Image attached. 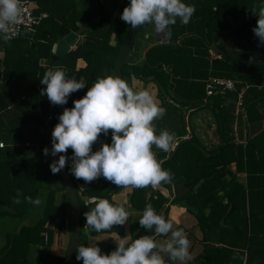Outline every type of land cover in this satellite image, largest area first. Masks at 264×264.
Segmentation results:
<instances>
[{"label": "trees", "instance_id": "trees-1", "mask_svg": "<svg viewBox=\"0 0 264 264\" xmlns=\"http://www.w3.org/2000/svg\"><path fill=\"white\" fill-rule=\"evenodd\" d=\"M35 2V13L47 16L31 31L26 30L7 43L0 39L3 52L0 58V142L3 143L0 147V217L24 220L33 206L25 197L36 200L44 184L52 185V189L45 195L42 215L36 223L21 225L6 233V242L0 248V264H44V258L32 263L28 251L50 246L53 230L48 223L62 226L70 209L59 173L51 172L50 155L43 154L48 130L64 108L73 107V101L85 95L97 77L106 73L112 75L121 43L131 29L109 11L102 0ZM184 2L196 8L190 22L185 25L178 19L170 26V38L148 46L138 60L130 61L128 55L137 46L135 36L121 67L120 78L133 79L134 85H131L149 90L166 109L165 115L154 122L157 133L168 130L175 134L169 152L153 148L157 158L164 161L162 167L173 173V181L162 184L161 188H130L128 202L131 209L138 211H144L145 206L151 204L167 220H170V205L182 206L193 216L194 226L202 234L197 242L193 239L194 228L192 236L191 227L170 220L174 227L188 232L189 251H197L188 264H264V111L261 109L264 106V43L253 32L257 16L252 12L254 9L258 12L264 0ZM71 31L80 36L75 48L62 57L55 55L53 44ZM226 31L239 36L250 51L259 52L261 62L250 63L244 73L225 50L219 58H211L213 45L223 48L217 40ZM42 59L45 64L39 63ZM78 62L81 64L77 65ZM55 67L66 68L68 77H83L86 81V86L73 92L65 105H52L46 94H40L46 87L40 79L46 70ZM211 76L232 79L235 89L225 94H206V81ZM241 88H245L240 110V113L245 112L242 128L248 130L245 141L236 142L231 127L235 115L231 108L237 103ZM190 107L211 112L209 121L219 137L217 144L206 146L198 132H194L191 116L184 112ZM243 114L239 118L244 117ZM5 131H9V135H4ZM102 143H111V131L107 136L100 134L92 150H98ZM72 155L69 148L65 167L81 205L79 245L90 246L87 239L98 233L86 225L84 207L92 204L94 194L97 199L118 203L112 195L123 188L108 184L103 176L91 183L77 179L71 172ZM241 176L245 177L244 181ZM58 186L65 195L56 203ZM17 189L21 193L20 203H13ZM136 228L133 239L149 234V230L140 227L139 219ZM112 230L122 234L120 226H113ZM76 249L69 264H83L76 259ZM165 260L166 264H176L166 255ZM62 261L63 257L56 264Z\"/></svg>", "mask_w": 264, "mask_h": 264}, {"label": "clouds", "instance_id": "clouds-1", "mask_svg": "<svg viewBox=\"0 0 264 264\" xmlns=\"http://www.w3.org/2000/svg\"><path fill=\"white\" fill-rule=\"evenodd\" d=\"M195 11V6L184 0H130L120 18L131 29L153 25L157 34L170 38V26L178 19L181 24H188ZM252 12L257 16L253 32L264 43V4L258 12L255 9ZM23 16L22 0H0V39L5 43L13 39L18 34V26L25 23ZM40 83L46 86L40 94H46L52 105H65L73 92L86 86L83 77H68L64 67L49 68ZM165 113L166 109L149 90L136 89L119 76L106 73L97 77L83 97L73 101V107H66L59 114L52 130L51 152L45 147L43 154L45 157L60 154L50 164L53 174L65 168L70 148L71 172L77 179L91 183L103 176L121 188H158L174 179L153 151L155 147L167 153L175 141V134L168 130L157 133L154 122ZM109 131L111 143H102L93 151L100 134L107 136ZM16 192L13 203H20V190ZM25 200L35 205L43 202L31 197ZM90 203L94 207L84 213L86 225L97 233L111 231L113 226H122L129 219L130 213L122 203H112L106 198H94ZM139 225L145 230L154 229V234L115 240L116 248L108 254L102 253L97 244L79 245L76 259L83 264H166L165 255L179 264H188L193 259L186 232L174 227L151 204L145 206ZM156 236L167 238L158 241Z\"/></svg>", "mask_w": 264, "mask_h": 264}, {"label": "crops", "instance_id": "crops-1", "mask_svg": "<svg viewBox=\"0 0 264 264\" xmlns=\"http://www.w3.org/2000/svg\"><path fill=\"white\" fill-rule=\"evenodd\" d=\"M102 1L107 6V9L109 11H110V9L108 8V6L111 3H113L114 9L111 12H114V15L117 18H120L121 12H122L121 10H122V8H124L123 6H124V2L126 0H102ZM146 36H150V37L154 38V41L149 46L157 44L159 42V39L161 41L162 37H163L162 36L160 38L159 34H157L156 32L154 34H152V32H151V35L149 33H146ZM78 38H79V35H78ZM217 42H219L221 44V46H223V48H217L216 47L217 48V52H214V49L212 47V49L210 50L211 58H219L223 54V50H225L237 62V67H238V70L240 72H244V73L247 72L250 63L261 62L260 59L262 58V55L259 52L257 53V52H254V51H250L248 49V46L245 45V43L242 41V39L239 36H237L236 34H234V35H233V33L231 34L230 31H226L225 33L221 34L220 35V39L217 40ZM146 49L144 51H146ZM2 54H3V52H2ZM44 60L45 59L40 60L39 63L45 64L46 61H44ZM132 84L134 85V83H132ZM240 92H242V97L244 98V96H245V88H241ZM262 108H263V111H264V106L261 107V109ZM231 109L233 110V114L235 115V118H234V120L231 123L232 135L234 136V140L236 142H244L245 135H246L247 131L245 129H243L242 127L244 125L245 120L242 119L244 117L239 118L240 117L239 115L236 116L238 111L240 112V110L243 109V106H239V105H237V103H234V105H233V107ZM197 111H199V112H197ZM184 112H186L187 114H190L191 117H194L193 124L196 123V126L199 124V122H201V121H199L200 118H203L202 120H205V125H203L202 122H201L197 126L196 131L198 132L199 135H200L199 131H201V129H200L201 125H203L202 129L205 130V131L207 130V128H211V127L215 128L214 124L211 121H209L210 116H209V119L206 118V116H207V114H206L207 110L206 109H200V110L197 109L196 110L193 107H190V108H186V110L184 109ZM200 112H205V114L201 117V116H199ZM194 113H196V114L193 115ZM262 127H264V120H263ZM244 128H246V127H244ZM235 135H236V137H235ZM200 137L204 141L205 145L208 146V147H210L213 144H217L219 142V140L215 141L214 138L211 137L209 139L212 141L213 144L207 145V142H210V141L205 136V134L204 133L201 134ZM51 189H52V185L48 186L45 194H48V192ZM60 189L62 190L63 188H61V186H60L59 190ZM129 189L130 188H123L122 191H119L118 193L113 194L112 198H115V200L118 203L124 204L126 209H127V211L129 213H131V212L134 213V216L132 217L133 220H132L131 224L132 225H136L135 222L140 218V216L142 215L143 211H138V210H134V209L130 208V203L128 202ZM59 190H57L56 192H58ZM148 191H150V189H148ZM39 192H40V190H39ZM39 192H38V194H39ZM59 193L60 194H59L58 197H57L58 193H55V196H56L55 202L56 203L60 202L61 199L65 195L63 190L60 191ZM95 196H96V194H94V196H93V198L91 200H93L94 198L97 199V197H95ZM44 201H45V198L43 199V204H44ZM92 207H94V204H89L86 208L90 210ZM69 214H70V211H69ZM28 217H29V215L26 218H28ZM168 217L170 218V220H172L175 223H179V224H182V225L184 224L187 227H191L192 228V234H191L192 236H193V228H194V236L195 237L193 236V239L196 242H197L198 239L201 238V236H202L201 231L198 229V227L195 228V226H194L195 219L193 218V216L191 214H189V213H187L185 211L184 207L178 206V205H170L169 206V211H168ZM26 218L24 220L20 221L18 218H12V217H9V216L0 217V248L2 246H4V244L6 242L5 234L9 230L11 232L12 230L18 228L21 225H26L25 224V223H27V222H25ZM64 219L62 220V222H63L62 226H58L55 223H52V224L48 223V226L50 225V227H51V229L53 231L56 230V234L54 235V232H53L52 244L50 246H48L49 249L45 253L46 254V258L42 257V258H44V264H56V263H58V260L60 258H62V257L64 258L66 249H67V247H68V245L70 243L71 236H72V226L69 225L68 215H66V218H64ZM71 219H72V216H71ZM37 221H35L34 223H36ZM33 224H29V225H33ZM121 229H122V231H121L122 234H120L119 231H118L117 232L118 235L116 233L115 237H105V235L103 233H98L97 236H95V238L93 240L92 239L88 240V244L87 245L91 246V245L97 244V246L101 250L105 251V249L108 250V247H107L108 243L116 244L115 240H118L120 238H125V237L129 238L130 240L133 239V236L136 234V230H137V228L135 227V229L133 231L131 229V225H130V231L128 232V226H126L125 224L120 226V230ZM185 232H186V234H188L187 231H185ZM3 235H4V239L1 237ZM163 240L164 239L159 238L158 241H163ZM40 247H42V246H40ZM48 247H42V248L44 250H46V248H48ZM34 248H38V247H34ZM115 248H116V245L110 250V252L115 250ZM30 252H31V250L28 251L29 260L32 263L38 262V260L34 261V260L31 259L32 255H31ZM106 253H108V252H106ZM190 254H191V256L193 258H195V256L197 255V251L196 250L195 251L191 250ZM45 259L47 261H45ZM176 264H179V262H176Z\"/></svg>", "mask_w": 264, "mask_h": 264}, {"label": "water", "instance_id": "water-1", "mask_svg": "<svg viewBox=\"0 0 264 264\" xmlns=\"http://www.w3.org/2000/svg\"><path fill=\"white\" fill-rule=\"evenodd\" d=\"M139 28L140 27H138L137 29H130L128 34L123 39L121 46L119 48L118 54L115 59L112 75L121 77V67L127 57L129 48L132 45L133 40ZM77 39H78V33L74 31L69 32L65 36L59 38L53 44L52 52L59 57L64 56L67 52H69L74 47V44L77 41ZM164 40H167V37L163 36L162 41ZM213 49H214V52H217V48L215 45L213 46ZM57 123H58V120L52 124V126L50 127L47 133V148L49 149L50 152L52 148V130ZM59 155L60 154L50 155L52 162L58 160ZM59 176L62 180L65 192L68 194L69 201H70V213L72 214V217H73L72 236H71L70 243L66 249L63 261H62V264H69L75 249L79 246V236H80V231H81V221H80L81 205L78 201V195L76 193L73 180L71 178L70 173L66 169V167L59 172ZM149 234L150 235L154 234V229L149 230Z\"/></svg>", "mask_w": 264, "mask_h": 264}, {"label": "rangeland", "instance_id": "rangeland-1", "mask_svg": "<svg viewBox=\"0 0 264 264\" xmlns=\"http://www.w3.org/2000/svg\"><path fill=\"white\" fill-rule=\"evenodd\" d=\"M129 2H130V0H126L125 2H124V6L123 7H125V6H127L128 4H129ZM108 8L110 9V11H112L113 9H114V5H113V3H111L109 6H108ZM148 31V32H147ZM151 32H152V34H154L155 33V29H154V26L153 25H148V24H146V25H143L142 27H140V29L138 30V32H137V34H136V38H137V46H136V49H134V52L132 53V54H130V55H128V60H130V61H135V60H138L139 58H140V56H141V52H143L149 45H151V43L154 41V38L153 37H150V36H146V33H149L150 35H151ZM150 37V38H149ZM159 37L161 38L162 36L159 34ZM79 38H80V36H79ZM78 38V39H79ZM141 38V39H140ZM77 39V40H78ZM159 41H160V39H159ZM111 43L113 44L114 43V40H111ZM75 46H76V42H75V44H74V47L73 48H75ZM2 57V51H0V58ZM81 63L80 62H78L77 63V65H80ZM128 83H129V85H131V83H133L134 82V80L132 79H127L126 80ZM132 86V85H131ZM134 88H136V89H139V88H137V86H133ZM140 88H142V86L140 87ZM236 102H238V97H237V100H236ZM176 104V103H175ZM197 112H199V111H197ZM196 112V113H197ZM196 113H194L193 115H195ZM210 111H208L207 110V112H206V114H207V116H206V118L207 119H209V116H210ZM205 114V112H200L199 113V116H203ZM238 114H239V116H241V114H243V111H242V113H240L239 111H238ZM244 118H243V120H245V112H244ZM190 119H192V127H193V129H194V132L195 133H197V131H196V129H197V126L202 122V124L203 125H205V120H202L203 118H200V120L199 121H201V122H199V124L196 126V123H194L193 124V119H194V117H190ZM203 125H201V131H199V133H200V135L201 134H205V136L208 138V140L210 141V142H207V145H210V144H213L212 143V141L209 139V138H211V137H213L214 138V140L215 141H218L219 140V137H218V135H217V133H216V131H215V128L214 127H211V128H207V130L205 131V130H203L202 129V126ZM211 129V130H210ZM248 130V129H247ZM246 130V131H247ZM4 135H9V131H5L4 132ZM235 137H236V135H235ZM245 141V140H244ZM232 168H234V165H232ZM244 178L245 177H242L241 176V180L242 181H244ZM107 183L108 184H111V182L110 181H107ZM50 184H44L41 188H40V192H39V194H38V197L37 198H39V199H41L42 201H43V199L45 198V193H46V190H47V188H48V186H49ZM47 186V187H46ZM51 186V185H50ZM59 188H60V186H58ZM60 191H62L61 189L58 191V192H56V193H58L57 194V197L59 196V192ZM163 192H164V194H167V191L166 190H163ZM148 194H149V191L147 192ZM55 198H56V196H55ZM46 199V198H45ZM43 205V202L40 204V205H35V204H33V206H32V209H31V214L29 215V217L28 218H26V220H25V222H27V223H25L26 225H29V224H33L35 221H37L39 218H40V216L42 215V206ZM89 209H87V208H85L84 207V211H88ZM69 211H70V209H69ZM69 211L67 212V215H68V222H69V225H71V213L69 214ZM134 216V213H130V215H129V219H128V221H126V223H125V225L126 226H128V232L130 231V225H131V229L134 231V229H135V227H136V225H132L131 224V222H132V217ZM135 224H136V222H135ZM5 227V226H4ZM8 232H10V230L8 231ZM54 232V235L56 234V230H54L53 231ZM88 232V230L86 231V233ZM117 232H118V230H117ZM117 232H115L114 230H112V231H106V232H101V233H103L104 235H105V237H115L116 236V233ZM89 233V232H88ZM87 233V234H88ZM118 234V233H117ZM3 239H4V235L3 236H1ZM89 237V236H88ZM92 239H94L95 238V236H92L91 237ZM5 240H6V234H5ZM88 240H90V238H88L87 239V244H88ZM116 244H111V243H108V245H107V247H108V250H106L105 249V252H110V250L115 246ZM49 249V247L48 248H46V250H44L42 247H38V248H32L31 249V255H32V257H31V259L32 260H34V261H37V260H39L40 258H42V257H45L46 258V252H47V250ZM45 261H47L46 259H45Z\"/></svg>", "mask_w": 264, "mask_h": 264}, {"label": "built area", "instance_id": "built-area-1", "mask_svg": "<svg viewBox=\"0 0 264 264\" xmlns=\"http://www.w3.org/2000/svg\"><path fill=\"white\" fill-rule=\"evenodd\" d=\"M24 5V22L18 26V34L14 37L17 38L24 33V31L31 30L33 27L44 17L47 16L46 13L36 14L37 4L35 0H22ZM206 94L216 95V94H225L227 91H232L235 89V82L226 77L211 76L206 81ZM242 92L238 93V102L237 105L241 106L242 104ZM0 144L3 145L2 142ZM47 239V234L45 233V240Z\"/></svg>", "mask_w": 264, "mask_h": 264}]
</instances>
